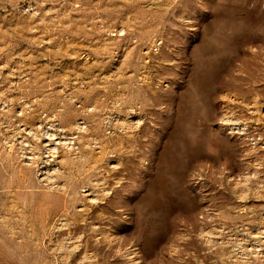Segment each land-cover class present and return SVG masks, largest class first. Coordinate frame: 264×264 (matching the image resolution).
<instances>
[{
  "label": "rangeland",
  "instance_id": "1",
  "mask_svg": "<svg viewBox=\"0 0 264 264\" xmlns=\"http://www.w3.org/2000/svg\"><path fill=\"white\" fill-rule=\"evenodd\" d=\"M0 264H264V0H0Z\"/></svg>",
  "mask_w": 264,
  "mask_h": 264
},
{
  "label": "bare ground",
  "instance_id": "2",
  "mask_svg": "<svg viewBox=\"0 0 264 264\" xmlns=\"http://www.w3.org/2000/svg\"><path fill=\"white\" fill-rule=\"evenodd\" d=\"M48 144V143H47ZM51 145V144H50ZM52 152V151H51Z\"/></svg>",
  "mask_w": 264,
  "mask_h": 264
}]
</instances>
